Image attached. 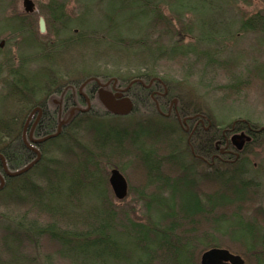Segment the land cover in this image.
<instances>
[{"label": "trees", "instance_id": "1", "mask_svg": "<svg viewBox=\"0 0 264 264\" xmlns=\"http://www.w3.org/2000/svg\"><path fill=\"white\" fill-rule=\"evenodd\" d=\"M66 1L39 2L54 43L36 40L37 13L7 18L18 20L17 28H8L11 36L23 38L24 47L28 36L36 42L18 65L11 57L0 60V154L8 169H21L36 158L23 136L31 111L43 109L36 137L55 133L59 108L52 99H62L63 115L85 105L78 88L88 78L117 79L123 88L131 84L127 95L134 109L125 117L110 114L96 98L92 81L86 86L91 109L76 113L59 136L40 144L42 157L27 173L6 175L0 190V264H201L205 250L237 252L238 243L248 264H264V211L256 209L254 193L262 188L261 180L248 157L222 162L216 156L217 146L231 143L235 132L249 137L241 153L264 143V123L244 116L225 123L182 90L202 71L209 79L200 83L207 93L246 99L245 88L256 80L240 76V64L221 57L222 49L195 48L198 13L188 5L203 0H110L105 27H86L81 16L68 14ZM122 13L135 22L121 31L117 16ZM143 18L146 35L136 21ZM239 31L264 35V11L241 19ZM189 36L193 42H185ZM57 46L62 47L58 55ZM197 52L208 56L204 65ZM190 61L200 68L188 70ZM163 65L180 70L181 78ZM222 74L228 82L220 81ZM174 97L177 115L166 116ZM178 117H193L188 131ZM199 120L203 123L195 126ZM115 167L138 170L133 173L139 183L129 180V195L141 203V218L131 203H124L127 197L116 198L108 171ZM237 218L247 236L220 230Z\"/></svg>", "mask_w": 264, "mask_h": 264}, {"label": "rangeland", "instance_id": "2", "mask_svg": "<svg viewBox=\"0 0 264 264\" xmlns=\"http://www.w3.org/2000/svg\"><path fill=\"white\" fill-rule=\"evenodd\" d=\"M35 2V11L33 13H37L36 21L34 23L35 29V36L37 37L36 40L45 43H54L56 41V37L52 34L49 35L47 32V23L45 22L46 30L45 32H41L40 30V18H43L42 14L39 11V2L47 3L49 0H34ZM4 3L7 5L4 9ZM110 0H67L66 1V9L68 14L73 18L81 19L86 27L95 26L96 24H100L102 26H106L108 21H106V17L104 14L106 12H110L112 10ZM191 6L193 12H197V22L195 20L194 25V34L193 36H199V40L195 48L197 49H205V48H219L222 49L221 57L224 58H234L237 60L238 64H240L237 68L239 69L238 73L244 79L247 76H251V78H256L253 82L249 84L247 88L244 90L245 98L235 99V100H226L222 97L221 94L211 91L207 93L205 88L202 87L201 82H207L209 79L203 76L202 71L195 74L194 82L192 83L187 80L182 85L183 92L186 94V98L191 101H195L201 106L208 107L211 109L214 116L225 122L228 123L237 116H244L250 118L251 120L264 123V35L258 33H248L239 31L240 27V20L246 19L250 15L256 14L259 11H264V0H239L236 2L231 3L230 5L227 4L225 0H203L198 1L197 3L189 4ZM4 9V10H3ZM164 12L170 16L174 17L171 12H169V7L164 4ZM124 13V12H123ZM120 14L117 16V21L120 24V30L126 28L127 24L133 26L132 23L135 22V19H128L125 14ZM12 14H20L21 17H24V14H28L25 11L23 0H0V44L3 41V44L0 46L2 50V54H0V60H3L5 56L11 57L14 61V64L18 65V62L21 60V56L28 55L32 53V47L36 43L32 39V37H26V47L23 46V38L21 36H11V31L8 27L17 28L18 20L11 19L7 20L9 16ZM191 15L188 13V17L186 19L189 21L191 20ZM27 18V17H26ZM140 20V21H139ZM194 20V19H193ZM138 27L141 30L140 34L147 33V23L146 20L137 19ZM28 22H31L28 19ZM175 22V21H174ZM176 23V22H175ZM197 26V27H196ZM189 36L186 41L193 42L195 37ZM28 44L30 46H28ZM74 50V49H73ZM213 50V49H212ZM62 51L61 46H57L55 51L56 54H60ZM199 52V51H198ZM196 53V56L198 54ZM205 54V52H203ZM233 56V57H232ZM197 57H200L199 55ZM201 58V57H200ZM202 64L204 65L208 60V56H204L201 58ZM164 62V61H163ZM174 63V62H173ZM242 63V64H241ZM242 65V66H241ZM161 69L164 71H168L169 73H174L178 79L181 77L179 76L180 70H171L174 69L172 66H160ZM186 68H191L193 71L200 68L199 66H195L192 61H190ZM189 70V69H188ZM255 71L257 73H255ZM222 83L228 82V77L222 74L221 80ZM101 82H104L101 80ZM92 82L88 83L87 85L91 84ZM86 85V86H87ZM118 80H112L110 82L109 88L112 86H118ZM86 86L82 89L84 93H86ZM100 86L97 85L95 96L98 99V89ZM80 88V87H79ZM78 88V90H79ZM177 99V97H174ZM57 102V103H56ZM62 102L61 99L54 97L52 99V104L57 108H60L59 103ZM177 102L172 103L170 105L169 111H167V116H170L175 109L177 111ZM64 105V104H63ZM85 105L81 106L84 107ZM78 113V111L76 112ZM70 115V111L66 112L61 120H66ZM189 117H183L180 119L184 120ZM195 123V121L193 122ZM187 128V126H183V128ZM191 128V125H190ZM242 132L233 135V138L236 141H239L235 136L241 135ZM26 137V136H25ZM29 141V138H28ZM30 142V141H29ZM47 142V141H46ZM44 142V143H46ZM246 143H244L245 147ZM251 145V144H248ZM36 146V145H35ZM50 146V143L47 144ZM236 146V145H235ZM37 147V146H36ZM242 147V148H243ZM249 151V152H248ZM49 152V151H48ZM52 154V153H51ZM248 157L249 161L253 164L255 168L254 175L257 179L261 180V187L259 189H255L254 193L255 196H258V203L256 204V209H262L264 211V143L261 144H254L252 146H248V150L246 153H241L240 156L236 157ZM234 159V160H235ZM206 166L208 163L206 162ZM205 170L207 167H203ZM109 175L111 172V168L108 169ZM123 174L126 176L127 180H131L133 185L138 184L139 180L136 176V173L133 171H138L137 169H133L131 167H124V170H121ZM130 174V175H129ZM130 182V181H129ZM258 191V192H257ZM257 192V194H256ZM260 198V199H259ZM127 202L131 203L135 207L134 215L137 218L142 217V208L141 203L134 201V198L128 194L126 198L125 204ZM259 204V205H258ZM262 217V216H261ZM264 218V216H263ZM244 223L240 222L237 218L235 221H228L220 227L221 231H226L231 234L233 237H240V236H247L249 231H244ZM247 225V224H246ZM205 227V226H204ZM247 230V229H246ZM218 235V234H217ZM219 235L217 236V238ZM226 240V238H223ZM228 239V238H227ZM224 240V241H225ZM233 243V242H231ZM235 244V243H234ZM237 247V254L243 256L240 249L242 247L238 243L235 244ZM202 255V254H201ZM244 257V256H243ZM246 257V256H245ZM244 257V258H245ZM201 258V257H200ZM246 263L248 259L245 258ZM245 263V264H246ZM248 264V263H247ZM251 264V263H249Z\"/></svg>", "mask_w": 264, "mask_h": 264}, {"label": "water", "instance_id": "3", "mask_svg": "<svg viewBox=\"0 0 264 264\" xmlns=\"http://www.w3.org/2000/svg\"><path fill=\"white\" fill-rule=\"evenodd\" d=\"M23 5L26 12L32 13L35 11V2L33 0H23ZM40 30L41 32H45V20L44 18H40ZM3 44L1 42L0 46ZM117 79H110L105 82H101L100 79L91 77L86 79L79 88V93L81 96L85 98L86 107H73L70 112V116L66 120H61L58 126V129L55 133L48 134L46 136L40 138H34L31 134L29 141L26 138L25 141L27 145L36 153V158L28 163L25 167L18 169V170H9L6 164L5 157L0 154V158L3 162L4 169L6 175L10 177L20 176L24 173H27L30 169H32L41 159L42 153L39 147L35 145L41 144L46 142L47 140L57 137L62 130V126L65 125L75 114L76 110L80 112H87L91 109L92 102L91 98L87 93L83 92V88L90 82L95 81L99 87L98 89V99L104 108L111 114L118 115V116H126L130 114L134 109V102L129 95H127V91L129 90L130 85L126 88H116V86H112L109 88L110 82ZM116 90V91H115ZM177 102V99H174L172 103ZM39 111L40 114L42 112V108L40 106L34 108L27 119V123L29 122L31 116L36 112ZM39 114V115H40ZM186 123V119L183 120ZM188 130V128L186 129ZM239 141L236 142L237 149H242L244 143L246 141V135L243 133L241 135L235 136ZM109 183L111 188L116 196L117 199L122 200L127 197L129 193V183L125 175L118 169L113 168L110 172ZM5 184L4 177L0 174V189L3 188ZM201 264H245V259L240 254H235L231 252L227 248L223 247H212L203 252L201 255Z\"/></svg>", "mask_w": 264, "mask_h": 264}, {"label": "flooded vegetation", "instance_id": "4", "mask_svg": "<svg viewBox=\"0 0 264 264\" xmlns=\"http://www.w3.org/2000/svg\"><path fill=\"white\" fill-rule=\"evenodd\" d=\"M119 86V85H118ZM120 88V86H119ZM118 89V88H117ZM116 91V90H115ZM62 101V99H61ZM57 103V102H56ZM59 112H58V117H59V120L62 119L63 117V108H64V105H63V101L59 103ZM71 110V108L69 109V111ZM175 112V114L177 115V111H175V109L173 110L172 114ZM39 111H36L30 118L29 122L25 123V126H24V137L26 136L27 138H29L31 136V134L33 135L34 138H39V137H36V133H37V127H38V124L42 118V115H43V109H42V112L41 114ZM164 115L166 113H163ZM171 114V115H172ZM170 115V116H171ZM183 121V120H182ZM191 120L189 118L186 119V123H184L185 125L187 124V126L189 127V122ZM196 123L194 124L195 126L197 125V123L199 122H202V120H199V121H195ZM203 123V122H202ZM235 134H238V133H233L231 135V143L226 141V143H221L217 146V149H218V153L216 154V156L222 161V162H231L233 161L236 157L240 156L241 155V152L242 150L241 149H237L236 148V139L233 138V135ZM227 140V139H226ZM40 144H38L39 146ZM244 148V147H243ZM1 160V158H0ZM2 161V160H1ZM207 162V161H206ZM2 168L0 170V174L4 177V179L6 178V173H5V169H4V165H3V162H2Z\"/></svg>", "mask_w": 264, "mask_h": 264}]
</instances>
